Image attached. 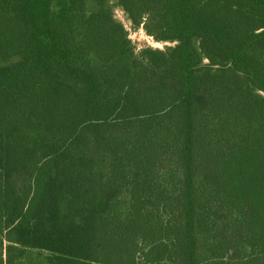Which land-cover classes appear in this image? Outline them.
Here are the masks:
<instances>
[{
  "label": "trees",
  "instance_id": "1",
  "mask_svg": "<svg viewBox=\"0 0 264 264\" xmlns=\"http://www.w3.org/2000/svg\"><path fill=\"white\" fill-rule=\"evenodd\" d=\"M0 264H264V0H0Z\"/></svg>",
  "mask_w": 264,
  "mask_h": 264
},
{
  "label": "rangeland",
  "instance_id": "2",
  "mask_svg": "<svg viewBox=\"0 0 264 264\" xmlns=\"http://www.w3.org/2000/svg\"><path fill=\"white\" fill-rule=\"evenodd\" d=\"M115 15L117 19H119L125 25L127 31L129 32L130 39L132 40L133 45L136 48V52H139L140 50L145 48L164 50L165 47L169 45L166 43L155 41L154 38H152L146 33L143 27H140L139 29H134L133 24L127 18L123 10L116 9ZM140 258H141V262H143L144 260L142 259V256H140ZM228 259L229 260L232 259V256H229Z\"/></svg>",
  "mask_w": 264,
  "mask_h": 264
},
{
  "label": "built area",
  "instance_id": "3",
  "mask_svg": "<svg viewBox=\"0 0 264 264\" xmlns=\"http://www.w3.org/2000/svg\"><path fill=\"white\" fill-rule=\"evenodd\" d=\"M126 28V27H125Z\"/></svg>",
  "mask_w": 264,
  "mask_h": 264
}]
</instances>
